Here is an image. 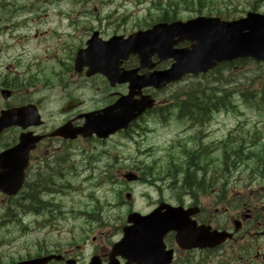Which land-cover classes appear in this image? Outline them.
Returning <instances> with one entry per match:
<instances>
[{"label": "flooded vegetation", "instance_id": "obj_1", "mask_svg": "<svg viewBox=\"0 0 264 264\" xmlns=\"http://www.w3.org/2000/svg\"><path fill=\"white\" fill-rule=\"evenodd\" d=\"M81 1L87 0H0V179L21 182L20 189L13 198L0 191V202L8 205L17 199L20 200L14 206L19 212L23 210V216L19 215L18 221L22 227H26L25 212H27L28 198L43 194L44 184L69 182L74 176L75 143L85 140L80 137L76 140H66L54 136V132L65 124H70L74 128L80 127L83 124L84 114L106 108L127 93V83L115 82L111 85L100 74L88 76L89 68L85 63L80 65L79 71H75L74 61L77 52L84 50L92 38L97 45L113 37L126 38L138 30V24H128L126 21L127 17L133 15L103 16L88 13L65 15L58 10L63 4H81ZM103 17L104 19H101ZM115 17L118 18L114 19ZM51 27H55V30L52 31ZM60 29L62 32H59ZM43 35L50 40L47 41L48 43L56 42L55 51L51 54L56 59L57 68L52 66V62L32 60L27 55V51L37 45L36 38ZM60 39H62L61 45L68 46L70 50L64 71L59 69ZM23 40L26 43L21 48ZM187 46L184 44L181 47ZM117 63L121 73L133 72L139 67L136 55L120 58ZM150 63L154 64L151 71L166 70L171 64L169 61L159 62L156 56L151 58ZM145 72L141 70L136 72V75H143ZM64 81L66 82L64 86L68 89L66 96L68 102L57 113L62 116V120L56 125H49L43 117L45 103L43 91L53 89ZM98 86L102 87L101 91ZM72 87L78 91L83 90V87H92L91 90L100 92L101 98L95 103L99 106L84 110L83 105L86 101L74 97ZM169 87L170 85L162 90L151 88L143 90L142 95L149 96L154 101V108L132 122L128 130L122 133H129L134 129V132L149 131L144 122L150 118H157L153 120L158 121L162 125L161 128L171 123L170 119L179 120V112L170 111L172 101L169 98L159 99ZM20 112L32 118L19 120L17 123L16 117ZM7 116L13 117L10 124L1 122L2 118ZM196 128L205 130L203 135L195 137L198 145L191 149L192 154H199L196 158L199 159L201 168L195 179L189 178L191 181L182 185L193 188L178 189L176 193L178 198L174 201L168 200L166 203L181 206L183 210L189 212L184 215L187 222L193 225L188 231L189 237L198 234L201 227V233L210 235L214 231H225L230 234V239L211 248L185 249L177 246L175 233L167 232L162 238L163 247L158 251L160 255H165L162 264L167 263L169 252L172 259L168 264H264V183L257 190L259 194L257 198L252 196L251 185H248L246 193L244 191L242 196L236 195L235 199L227 198L228 206H222L217 168L212 165L213 159H208V154L213 151L218 152L217 142L209 141V125L203 128L184 127L186 131H193ZM262 129L264 132V127ZM191 140V137H187L184 142L188 144ZM261 140H264V137L254 134V143ZM18 144H20L19 150L11 157H6ZM215 160L217 161V158ZM253 160L257 158L255 156L245 158L244 163ZM192 161L194 163L195 158H192ZM256 165L258 178L264 182V147ZM209 166L212 171L210 180L207 175ZM253 170L249 175L250 178L255 174ZM58 191L62 192V190ZM222 194L225 197V191ZM207 197H210L209 201L206 200ZM159 203L158 201L157 204ZM220 206L223 213L228 215L222 228L218 225L219 213L222 212ZM156 208L157 205H154L147 214ZM30 210L35 217H40L39 207ZM15 213H17L15 210L9 209L5 215L10 217ZM50 227L57 229L58 223L54 220L50 223ZM204 228L208 231L206 232ZM21 236L25 237L24 231ZM0 242H11L2 222H0Z\"/></svg>", "mask_w": 264, "mask_h": 264}, {"label": "rangeland", "instance_id": "obj_2", "mask_svg": "<svg viewBox=\"0 0 264 264\" xmlns=\"http://www.w3.org/2000/svg\"><path fill=\"white\" fill-rule=\"evenodd\" d=\"M169 2L178 5L176 9L179 14L176 17L180 21L207 15L231 21L243 18L247 12L264 15V0H87L86 2L81 1V4H63L58 7V10L65 15L67 13L101 14L103 16L133 15V17L126 18L128 24L136 23L139 28H143L151 24L152 19L156 20L157 17H161L163 13L159 11V6L164 5L167 9ZM184 2L187 3L184 4ZM102 23L106 22L102 21ZM51 28H53L52 31L55 30V27ZM44 29L46 28L44 27ZM59 32H62V29ZM35 41L37 45L27 51L29 59L42 60L46 63L52 62V66L57 68L56 59L51 54L55 51L56 42L48 43L47 41L50 40L46 35L38 36ZM25 43L23 40L21 48ZM61 43L62 39H60L58 47L59 69L64 71L65 65L68 64L70 50L67 48L68 46L63 47ZM74 44L76 45L77 42ZM263 71L264 65L252 62L245 65L237 63L232 66L229 75L231 78L230 89L234 91L244 89L247 79L251 77L255 80V86H260L261 80L255 79V77ZM200 79L202 80V78H184L180 83L170 86L160 95L159 99L169 98L171 101L173 95L180 94L182 90L189 88L193 82H198ZM208 79L210 78L208 77ZM64 83L66 82L54 86L53 89H44L43 91L45 101L43 117L49 125H56L58 121L62 120V116L57 113L68 102L66 101L68 89ZM83 88L78 91L72 87L74 97H80L86 101L83 109L91 110L98 107L99 105H95V103L101 98L100 92L96 93L91 90L92 87ZM98 88L101 91L102 87L98 86ZM233 105L235 106L234 110L217 112L213 115L208 128L209 141L214 140L213 142L219 143V147L220 143H223L227 140L226 137L231 135L229 143L244 140L243 144L246 148L244 153L246 154L252 146L250 142L254 138L255 132L259 134L258 136L264 137L262 129L264 127V109L257 110L244 105L236 96H233ZM153 119L157 118H150L144 122L149 131L134 132V129L129 133L119 134L102 142L86 140L75 143L74 176L69 182H55L56 188L52 192L62 190L60 195L43 193L39 198L42 202L48 203L46 206H49L47 210L51 211L50 214L44 213L40 217H35L31 214L32 212H25L26 227H22L18 221L19 215L23 216V210L19 212L18 208L14 206L20 200L17 199L8 205H5V202H0V222L3 223L5 233L11 240L7 246H0V264L30 259L46 253L63 254L65 252L73 255L79 264L88 263L90 257L97 250L100 255L108 254L111 245L120 240L122 218L127 209L146 213L150 209L149 205L156 201L176 200L175 195L180 189L179 182L172 186L169 179L160 180L161 176L159 175H163L168 168L171 155L180 159L182 172L184 171L183 166L187 159L181 156V148L186 146L189 151L197 146V143L192 139L191 143L186 144L180 142V139L192 136L194 132L182 133L186 124L180 120L170 119L171 123L169 122L165 128H161L162 125ZM263 146L264 140L258 141L251 151L253 153L260 152ZM142 152H144V156H141ZM91 157L97 159L90 160ZM209 158L213 159L212 165L217 168V182L222 206L227 207V198L235 199L236 195L242 196L244 191L246 193L248 185L250 186L249 172L256 167L257 162L253 160L247 164L241 163L225 182H220L219 170L223 162L220 149L217 153L213 151L208 154ZM139 162L143 164H139ZM149 169H152V173L159 172V175L149 174L146 177L145 173ZM126 170L141 171L147 178V183L127 184L120 178L121 172ZM207 175L210 180L212 175L210 166ZM155 180L159 181L154 182ZM263 183L258 178L251 183L250 189L253 191L254 198L259 195L257 190ZM118 191L122 192L121 196L118 195ZM224 191L226 198L222 194ZM125 194L131 195L130 202L126 201ZM206 200L209 201L210 197H207ZM153 201L155 202L152 203ZM222 206H220L222 212L219 213L218 225L220 228L226 222L225 217H228L223 213ZM9 209L17 212L10 216L11 220L3 218L6 217L5 214ZM92 211L95 213L94 216L83 215L84 212ZM54 220L58 223L57 229L50 227V223ZM35 221H38L39 224ZM23 231L25 232L24 238L21 236Z\"/></svg>", "mask_w": 264, "mask_h": 264}, {"label": "water", "instance_id": "obj_3", "mask_svg": "<svg viewBox=\"0 0 264 264\" xmlns=\"http://www.w3.org/2000/svg\"><path fill=\"white\" fill-rule=\"evenodd\" d=\"M183 41L190 42V48L173 49ZM131 53L138 55L140 69L151 68L149 60L153 55H157L160 61L171 59L173 64L166 71L154 72L142 77H136L131 72L119 74L115 65H112L115 54ZM83 55H87L90 60L96 57L95 61L89 63V75L101 73L110 81L129 82V94L108 109L85 115L82 128L73 131L64 126L56 134L66 139H75L77 136L89 138L92 135L98 139H105L119 130L126 129L130 120L152 107L148 97H141L140 101L132 103L133 97L139 95L143 88L161 89L167 84L178 82L186 75L207 74L222 63L243 59L264 62V16L247 13L245 18L232 22L199 17L186 22L157 24L150 30L131 35L125 41L113 39L96 47L91 41L89 48L78 54L76 67L79 66L78 63ZM136 90L138 92H135ZM30 117L27 115V118ZM124 178L128 182L135 180L132 175H126ZM0 180V188L4 193L10 196L16 194L19 186L17 181H9L12 186L5 187L8 183L6 179ZM126 198L129 200L130 197L126 196ZM163 208L160 207L146 217L138 214L128 216L127 223L131 225L123 228V238L113 246L110 264H116L114 259L117 256L125 259L126 264L133 262L152 264L156 261L152 256V250L156 243L161 244V238L167 231L176 232L178 244L185 247L187 238L184 231L192 229L189 222L184 220V214L188 213L181 208H166L164 213H160ZM227 238L229 235L215 232L212 238L206 239L199 230L197 236L187 242V247H211L224 242ZM150 246L152 250L146 255L145 248ZM52 258L35 259L18 264H46ZM66 264L75 263L68 261ZM89 264H100V262L98 258H93Z\"/></svg>", "mask_w": 264, "mask_h": 264}, {"label": "trees", "instance_id": "obj_4", "mask_svg": "<svg viewBox=\"0 0 264 264\" xmlns=\"http://www.w3.org/2000/svg\"><path fill=\"white\" fill-rule=\"evenodd\" d=\"M186 3L184 2V4ZM177 6L176 3L169 2L167 9L165 8L163 11L162 20L173 21L178 14ZM158 20H161V18ZM237 63L245 65L247 61L222 64L207 76L200 77L204 81L200 79L198 82H193L189 88H185L180 94H176L174 106L182 114L181 116L188 121H193L195 124H204L213 113L234 110L233 96L238 97L244 105L257 110L264 109V86H262L264 85V71L255 77V79L261 80L260 86H255V80L251 77L247 79L244 89L234 91L229 87L231 84L229 75L232 66ZM224 72H226V75H224ZM208 77L210 79L207 80ZM226 139L219 146L223 159L219 170L220 182H225L227 177L232 175L234 170L240 166L239 160L243 159L244 140L241 139L232 146L229 144L228 138ZM174 175L175 172L171 171L170 176L174 178Z\"/></svg>", "mask_w": 264, "mask_h": 264}, {"label": "bare ground", "instance_id": "obj_5", "mask_svg": "<svg viewBox=\"0 0 264 264\" xmlns=\"http://www.w3.org/2000/svg\"><path fill=\"white\" fill-rule=\"evenodd\" d=\"M211 113V112H210ZM201 114V113H200ZM207 114V113H206ZM205 116V115H204ZM214 141V140H213Z\"/></svg>", "mask_w": 264, "mask_h": 264}]
</instances>
